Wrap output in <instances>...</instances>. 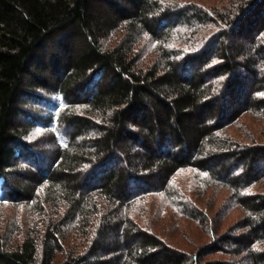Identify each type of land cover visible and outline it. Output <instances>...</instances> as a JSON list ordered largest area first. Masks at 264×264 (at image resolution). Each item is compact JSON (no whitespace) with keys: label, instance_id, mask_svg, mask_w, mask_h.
I'll use <instances>...</instances> for the list:
<instances>
[{"label":"trees","instance_id":"trees-1","mask_svg":"<svg viewBox=\"0 0 264 264\" xmlns=\"http://www.w3.org/2000/svg\"><path fill=\"white\" fill-rule=\"evenodd\" d=\"M220 2L0 0V205L41 217L0 232V264H264V145L225 133L264 120V0ZM182 169L243 212L194 253L128 215L160 193L206 223L170 189Z\"/></svg>","mask_w":264,"mask_h":264},{"label":"rangeland","instance_id":"rangeland-1","mask_svg":"<svg viewBox=\"0 0 264 264\" xmlns=\"http://www.w3.org/2000/svg\"><path fill=\"white\" fill-rule=\"evenodd\" d=\"M172 1H178L179 3L191 2L209 10L213 7L223 6L225 2L222 4L220 2L222 0ZM211 31H206L204 35L207 37ZM204 35L201 33L200 37ZM225 133L234 141L264 145V120L245 114L228 126ZM47 138L46 133L41 130L31 134L29 146L38 147V150H35L37 151L35 156L30 161L28 160V163H34L35 166L41 164L43 156L47 152L45 150ZM170 189L178 191L177 193L181 195L183 203L202 212L207 218L206 223L202 222V225H199L196 221L179 215L167 195L160 193L149 194L135 201L128 209V215L140 227L146 228L149 232L159 236L168 245L183 252L194 253L198 248L210 244L216 235L223 234L230 225L243 215V212L237 207L231 208L224 214L226 209L224 206L229 192L222 187L210 186L204 183L202 175L192 169L178 171L170 181ZM247 192H264V182L250 187ZM36 212L37 209L35 210L32 204L24 208H16L12 204L0 205V232L3 233L8 230L10 224L16 227V232L18 230L26 231L29 227L34 226L40 228L39 220L41 217ZM220 214H222L221 217ZM16 232L15 237L18 234ZM221 257L211 256L207 259H220Z\"/></svg>","mask_w":264,"mask_h":264}]
</instances>
